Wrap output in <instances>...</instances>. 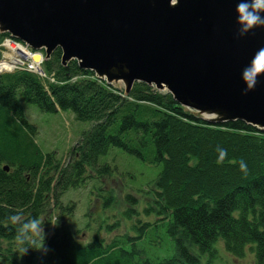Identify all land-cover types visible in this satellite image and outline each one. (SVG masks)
Masks as SVG:
<instances>
[{"label":"trees","instance_id":"obj_1","mask_svg":"<svg viewBox=\"0 0 264 264\" xmlns=\"http://www.w3.org/2000/svg\"><path fill=\"white\" fill-rule=\"evenodd\" d=\"M9 38L0 33V61ZM42 67L47 78L27 69L0 74V264L119 263L107 258L120 241L108 243L99 234L88 244L78 241L68 222L75 206L62 201L69 190L86 183L88 169L112 171L108 164L99 165L112 147L161 166L150 211L161 216L177 254L143 264H197L192 248L206 253L219 241L236 257L250 246L255 264H264V132L241 121L211 125L172 95L144 83L137 82L125 96L76 61L64 67L60 49ZM25 105L46 113L71 111L77 120L94 125L65 163L55 152L41 151ZM218 147L227 150L219 164ZM241 160L247 174L240 170ZM126 198L136 201L132 195ZM17 211L44 225L47 262L42 252L29 249L23 255L20 250L17 226L8 220Z\"/></svg>","mask_w":264,"mask_h":264},{"label":"water","instance_id":"obj_2","mask_svg":"<svg viewBox=\"0 0 264 264\" xmlns=\"http://www.w3.org/2000/svg\"><path fill=\"white\" fill-rule=\"evenodd\" d=\"M237 15L236 0H0V33L41 75L60 49L64 67L76 61L111 87L123 83L125 96L144 83L211 125L264 132V76L247 95L241 77L264 27L239 37Z\"/></svg>","mask_w":264,"mask_h":264},{"label":"rangeland","instance_id":"obj_3","mask_svg":"<svg viewBox=\"0 0 264 264\" xmlns=\"http://www.w3.org/2000/svg\"><path fill=\"white\" fill-rule=\"evenodd\" d=\"M6 43L2 44L4 50L1 61H4L8 51ZM25 63L16 66L13 72L22 68L47 78L27 68L28 62ZM117 87L125 91L123 83ZM25 114L38 129L35 142L41 151L55 152L56 159L65 163L70 160V151L94 125L92 121L77 120L71 111L46 113L33 105H25ZM106 164L111 167L110 173L100 174L88 169L86 183L80 188L69 190L62 198L65 205L75 206L74 217L68 221L71 231L76 233L75 238L85 244L97 234L108 243L118 239L119 249L107 258L109 262L119 261L117 264L158 263L174 257L177 254L174 239L167 233L161 216L150 211L155 202L153 193L161 166L140 161L115 147L99 159L100 166ZM127 195L134 196L136 201H128ZM143 224L150 225L143 227ZM129 235L132 237L130 240L127 238ZM192 252L198 257L197 264L256 263L255 253L250 250V246L243 257H236L227 251L223 241L217 242L212 251L202 253L193 247ZM43 260L48 261V252Z\"/></svg>","mask_w":264,"mask_h":264},{"label":"clouds","instance_id":"obj_4","mask_svg":"<svg viewBox=\"0 0 264 264\" xmlns=\"http://www.w3.org/2000/svg\"><path fill=\"white\" fill-rule=\"evenodd\" d=\"M236 12L238 13L239 37L245 36L258 27H264V0H236ZM262 76H264V47L259 48L252 60L242 69L241 77L247 86L244 90L245 95L256 87L259 78ZM217 151L219 153L217 163H223L227 157V150L218 147ZM239 167L241 172L247 174L248 168L245 161L241 160ZM8 220L12 225L17 226L15 240L23 255L27 254L29 249H34L43 254L50 251L45 247L46 233L44 225H41L38 217L25 220L23 213L17 211L15 214L10 215ZM49 223L54 227L57 225V223ZM34 237L37 239H33ZM38 241H42V246Z\"/></svg>","mask_w":264,"mask_h":264},{"label":"bare ground","instance_id":"obj_5","mask_svg":"<svg viewBox=\"0 0 264 264\" xmlns=\"http://www.w3.org/2000/svg\"><path fill=\"white\" fill-rule=\"evenodd\" d=\"M6 47H7L8 51L6 52L5 57L8 58L12 62H9L7 60L2 61L0 63V71L1 72L7 71L10 69L12 70L16 66L21 65V63H23V61L21 60V58L19 56H21L23 54H27V56L30 55L28 50L21 45H15L13 43L7 42ZM35 68H36V66H35Z\"/></svg>","mask_w":264,"mask_h":264},{"label":"built area","instance_id":"obj_6","mask_svg":"<svg viewBox=\"0 0 264 264\" xmlns=\"http://www.w3.org/2000/svg\"><path fill=\"white\" fill-rule=\"evenodd\" d=\"M30 67H31V68H33V70H35V69H36V68H35V67H33L32 65H30Z\"/></svg>","mask_w":264,"mask_h":264}]
</instances>
